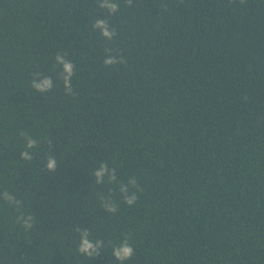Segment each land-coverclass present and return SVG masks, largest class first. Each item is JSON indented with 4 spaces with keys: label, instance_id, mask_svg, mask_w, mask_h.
I'll return each mask as SVG.
<instances>
[{
    "label": "trees",
    "instance_id": "trees-1",
    "mask_svg": "<svg viewBox=\"0 0 264 264\" xmlns=\"http://www.w3.org/2000/svg\"><path fill=\"white\" fill-rule=\"evenodd\" d=\"M0 264H264V0H0Z\"/></svg>",
    "mask_w": 264,
    "mask_h": 264
},
{
    "label": "clouds",
    "instance_id": "clouds-1",
    "mask_svg": "<svg viewBox=\"0 0 264 264\" xmlns=\"http://www.w3.org/2000/svg\"><path fill=\"white\" fill-rule=\"evenodd\" d=\"M113 7V10H114V7L115 6H112ZM102 22L98 21V24H101ZM104 35H109V33L107 31L104 32ZM112 61H106V63H111ZM65 68L66 70H70V65H65ZM50 85V81L48 80H45L44 81V84H43V87H48ZM36 87L40 88L41 86L40 85H36ZM34 144V141H30L29 142V147H31L32 145ZM55 165V161L54 160H49L48 162V167L51 169L53 168ZM97 175H100V173H97ZM133 201L132 200H129L128 203L131 204ZM91 245L88 244L87 242H85L84 244V247L81 248V251H87L88 248H90ZM114 255L118 258V259H127V258H130L131 255H132V248L125 245L123 246L122 248H120L119 250L115 251L114 252Z\"/></svg>",
    "mask_w": 264,
    "mask_h": 264
}]
</instances>
